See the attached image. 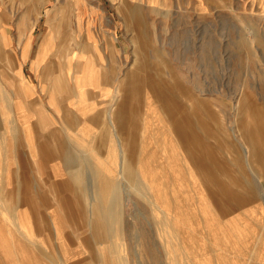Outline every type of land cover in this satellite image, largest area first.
Wrapping results in <instances>:
<instances>
[{
	"label": "rangeland",
	"instance_id": "rangeland-1",
	"mask_svg": "<svg viewBox=\"0 0 264 264\" xmlns=\"http://www.w3.org/2000/svg\"><path fill=\"white\" fill-rule=\"evenodd\" d=\"M139 62L148 85L129 94ZM173 104L192 126L196 114L207 122L209 138L196 131L213 164L196 170L190 142L180 151L169 131L190 180L169 188L177 202L158 206L122 163L120 144L137 158L134 134L115 136L110 113L136 107L139 151L160 157L161 106ZM262 116L264 0H0V264H264ZM257 132L253 168L241 135ZM96 162L110 179L99 197ZM211 184L244 201L223 211L228 200ZM243 221L246 237L225 246L224 232ZM204 231L219 236L215 251Z\"/></svg>",
	"mask_w": 264,
	"mask_h": 264
},
{
	"label": "bare ground",
	"instance_id": "bare-ground-1",
	"mask_svg": "<svg viewBox=\"0 0 264 264\" xmlns=\"http://www.w3.org/2000/svg\"><path fill=\"white\" fill-rule=\"evenodd\" d=\"M133 14L134 13H131V12L124 13L123 19L125 23L126 21L129 22V24L132 22L131 20H132ZM137 46L139 47V51L142 53L140 46L139 45ZM137 49L138 48L136 47L134 52H137L138 51ZM142 85H148V81L144 74V67L139 62V63H135L131 67V70L128 73L127 82H126V86L128 89L127 92L129 94L132 92L133 93L139 92L140 90L139 88ZM241 105H242L241 109L246 110V108H244V106H246V103L244 101L241 102ZM175 107L176 106L174 104L171 105L170 108L166 105L161 106V111H162L161 114L164 117L166 122L164 123L163 127L161 126L160 129L157 128V132L159 131L161 133L159 143H158V147L160 151H162L160 153L161 155L160 157H157V156L155 157V153H153V149L152 150L149 149L150 143L145 145L147 146V149L149 150L147 151L144 150L145 149L144 147V149L142 148V150L139 151L140 149L139 144L143 138L140 135L141 133L143 134L142 132V124H143L142 118L143 117L142 115L139 114V110H137L136 107L132 108V106H129V105H125L124 107L121 105H118L113 110V112L110 113L112 133H114L115 136H118V138L121 139L120 134H126V133L129 134L130 132L134 134V136L130 138V142H128V150L130 152L133 151L132 152L133 155L136 151L135 154L137 158L135 162H130L128 159H126V154L124 150L122 149V145L120 144V153L122 157V163H126L127 165H131V164L134 165V168L136 169L135 173L138 179H140V181H142L143 183L142 187L144 188V190L146 191L148 195L152 196V199L155 201L154 203H156L158 206H162V205L167 206L168 204L166 203L167 202L169 203L170 202L169 200H172V202L174 203L177 202L178 198L175 196V194L172 191H169V188L172 190L174 186L176 187L179 185L180 187L188 186V180H190L189 178L185 177L177 169L175 161L172 159L170 151H168L169 145L166 141V135L169 134V131H170L171 136L175 140L176 147L180 151H184L183 149H185L186 145H188L190 142V145L187 146V148L191 150V152L188 154L189 155L188 159L191 163L194 164L196 170L199 168L202 171L203 169L202 166H206L208 162L209 164H213L211 149L209 151L208 146L204 143L205 141L202 140L203 138L201 137L198 138V135H197V131H198V132H202V134L204 133L205 135H207L204 137V140L210 137L209 134H212V133L210 132L208 128L207 122L206 121L202 122L200 119L197 118V116L199 115L196 114L197 115L196 120H194L195 124H193L192 126L191 124L186 122L184 117H181L180 111L178 110L177 107L175 109ZM260 121H262V123L264 124L263 116L260 118ZM259 133L257 132L256 136H252L251 134H247V133L241 135L243 140L246 141V147H244V152L246 156L248 157V160H250L253 168H254V165H256L255 163H258L261 166L260 164L261 150L259 149L257 141L259 138H263V137H261ZM168 138L170 140V136H168ZM148 140L149 139L147 138V141ZM142 142L144 141L142 140ZM259 144L264 146V140L260 141ZM221 151L224 153L223 150ZM95 164H96L95 165L96 169L94 171V174H95L94 179L98 180V185H97L98 191L96 192V194L99 197L100 196L99 194L106 195V193L109 192V188H110L109 180L110 179L104 173V170H102L98 166V163L96 162ZM255 168L257 170L256 172L259 173L258 166H255ZM201 174L202 172H198V175L200 176V178H201ZM204 179H205L204 177L201 178V180L203 181ZM189 184H191V181L189 182ZM209 189L212 195H215L216 192H218L217 193L218 196L224 197V198L226 197V200L229 201V202L228 201L226 202V208L223 209V211H227L228 209L235 207L236 204L238 206V204L241 201H244V197L241 198L240 194L238 195L231 194V193L225 194L223 190L215 189L212 184L209 187ZM207 193H208V190H207ZM199 201H200L199 197L195 195V202H196V205L198 204L197 208L201 214L200 215L201 219L203 220V222H205V224H207L208 221L206 217H204V213H206L207 211L206 205L205 207L203 206V204L201 206V203H199ZM214 203L213 205L215 206L218 205L216 202ZM168 217H169L168 220L170 219L169 221L173 223V220H172L173 218H170V214H168ZM13 223L15 227L17 228V230L21 234H23V232L20 229V226L16 224L15 220ZM244 225L246 226V223L243 221V223H240L239 227H235L234 230L230 231L231 230L230 229L228 232H224L225 233L224 235L225 246H227V243L229 244L231 238L240 240L246 237L245 230H243ZM101 234L102 232H101L100 227L96 223H93V226L91 228L92 238H94L95 240L96 238L100 237ZM203 236L207 238L208 242H210V245L212 246L211 250L215 251L216 245L213 244V242L216 243V241L220 239L219 236H217V238L213 237V234H211L210 232H205V231H204ZM217 257L218 256L216 255L214 256V259L216 262H217Z\"/></svg>",
	"mask_w": 264,
	"mask_h": 264
},
{
	"label": "crops",
	"instance_id": "crops-1",
	"mask_svg": "<svg viewBox=\"0 0 264 264\" xmlns=\"http://www.w3.org/2000/svg\"><path fill=\"white\" fill-rule=\"evenodd\" d=\"M42 46V45H41ZM39 56V55H38ZM68 59H69V57H68ZM79 62V61H78ZM80 63V62H79Z\"/></svg>",
	"mask_w": 264,
	"mask_h": 264
}]
</instances>
